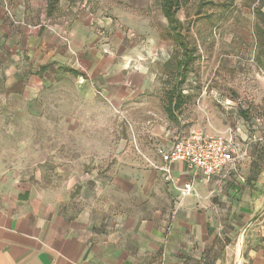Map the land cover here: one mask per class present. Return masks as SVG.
Returning a JSON list of instances; mask_svg holds the SVG:
<instances>
[{"label":"crops","instance_id":"0c3cea01","mask_svg":"<svg viewBox=\"0 0 264 264\" xmlns=\"http://www.w3.org/2000/svg\"><path fill=\"white\" fill-rule=\"evenodd\" d=\"M167 30L157 0H0L8 98L34 99L71 74L142 114L111 167L70 162L37 182L0 167V264H264V123L234 133L246 155L225 176L173 163L165 180L147 162L160 165L158 151L192 129L224 130L205 114L167 140L174 127L158 97L146 103L173 54ZM139 128L152 136L144 154ZM185 184L193 192L181 196Z\"/></svg>","mask_w":264,"mask_h":264},{"label":"rangeland","instance_id":"374dc122","mask_svg":"<svg viewBox=\"0 0 264 264\" xmlns=\"http://www.w3.org/2000/svg\"><path fill=\"white\" fill-rule=\"evenodd\" d=\"M257 5V0H188L176 13L196 46L197 58L185 85L187 102L175 112L174 130L167 140L171 141L172 132L176 138L205 114L224 128L220 132L234 134L244 125L248 132L262 131L264 43H257L253 32ZM4 72L0 61V167L33 182L43 181L70 162L101 170L113 166L119 149L127 145L130 122L142 117L119 111L83 88L71 74L61 76L34 99L8 98ZM170 86L160 81L158 96L146 100L157 108L159 99L165 116L163 94ZM156 114H146L151 119L147 127L156 123ZM139 132L145 146L138 148L144 154L152 136L146 129Z\"/></svg>","mask_w":264,"mask_h":264},{"label":"built area","instance_id":"2783aa9c","mask_svg":"<svg viewBox=\"0 0 264 264\" xmlns=\"http://www.w3.org/2000/svg\"><path fill=\"white\" fill-rule=\"evenodd\" d=\"M158 154L160 165L147 162L150 167L161 171L165 180H170V166L173 163H183L209 180L214 176H225L236 170L246 152L232 130L206 133L195 128L177 138L169 150L165 152L160 150ZM191 192L192 185L185 184L180 190V195L187 196Z\"/></svg>","mask_w":264,"mask_h":264},{"label":"trees","instance_id":"16d2710c","mask_svg":"<svg viewBox=\"0 0 264 264\" xmlns=\"http://www.w3.org/2000/svg\"><path fill=\"white\" fill-rule=\"evenodd\" d=\"M188 0H160V7L168 24L167 38L174 44L173 54L163 68L164 83L171 84L164 95V112L169 121L175 120V112L186 104L184 95L188 73L191 64L197 58L194 42L187 36L185 26L176 18V13L187 5ZM257 7L253 9L255 17L254 35L259 44L264 43V0H257Z\"/></svg>","mask_w":264,"mask_h":264}]
</instances>
